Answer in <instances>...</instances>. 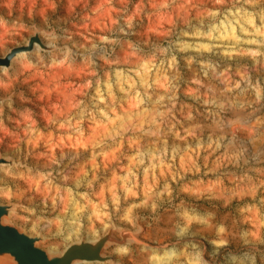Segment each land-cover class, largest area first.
<instances>
[{"label": "rangeland", "instance_id": "1", "mask_svg": "<svg viewBox=\"0 0 264 264\" xmlns=\"http://www.w3.org/2000/svg\"><path fill=\"white\" fill-rule=\"evenodd\" d=\"M15 1L26 28L4 37L0 16V57L37 32L47 48L0 69L21 80L1 114L36 118L0 141L11 223L49 250L142 226L116 264H264V0ZM50 116L68 131L35 146Z\"/></svg>", "mask_w": 264, "mask_h": 264}, {"label": "water", "instance_id": "2", "mask_svg": "<svg viewBox=\"0 0 264 264\" xmlns=\"http://www.w3.org/2000/svg\"><path fill=\"white\" fill-rule=\"evenodd\" d=\"M39 32L28 45L12 49L6 57H0V69H10L14 60L24 53L32 52L36 46L46 49L39 37ZM8 160L0 157V166ZM14 205L0 204V264H81L86 262H111L112 257L105 256L104 251L115 244L138 243L147 245L140 240L139 235L144 231L142 226L137 230L120 229L114 227L103 237L81 239L68 245L62 252L51 254L49 249L42 247L46 239L42 236L28 234L25 230L13 225L12 214ZM120 233L121 239L116 236Z\"/></svg>", "mask_w": 264, "mask_h": 264}, {"label": "bare ground", "instance_id": "3", "mask_svg": "<svg viewBox=\"0 0 264 264\" xmlns=\"http://www.w3.org/2000/svg\"><path fill=\"white\" fill-rule=\"evenodd\" d=\"M16 4H17V1L10 0L8 6H6L4 8L3 7L0 8V16L4 20V22H3L4 27H5L4 29H6L7 27H11L4 34V37H7V38L15 36V35H13L12 30H18V32H20V35H22L24 33L25 28H26L24 16L21 15L18 18L17 17L18 13L15 12V10H14L16 7ZM6 8L8 9L10 15L7 14V12H5ZM248 22L251 23L249 20H248ZM249 25H251V24H249ZM258 32H257V34H258ZM35 49H37V48H35ZM38 49H39V47H38ZM36 55H38L39 57H42L41 51L37 50ZM41 69H43V68H41ZM39 72H40V70H36L32 73L38 74ZM32 73H25L22 77V82H24L27 79H30V82H28V83L32 84V82L35 81L34 78H32V79L30 78ZM19 83L21 84V80L18 78L17 80H15L11 83H6L4 85H1L0 86V92L9 93V94L12 92H16V88H17V85ZM30 100H31V103L26 101L25 96H21V98H20L21 105L19 107L25 108V107H28L29 105L30 106L33 105L32 102L35 101L34 98L31 97ZM72 106H74L73 103H71L70 105H65L63 107L61 106V107L57 108L56 113L60 114L61 116H69L72 112V109H73ZM14 107H15L14 109H16L18 106H14ZM1 113H2V111L0 112V141L4 142V141H9L10 139H14V140H16V142L21 143L22 128L24 127V124H20L19 121L22 119V120L26 121V123L34 122L36 119L35 114L31 111H28L27 113L22 114L20 116L17 111L8 112L9 116L6 119V117H7L6 113L4 111H3V114H1ZM61 121L62 120H57L56 117L50 116V118L48 119V126L43 127L41 124L34 125L32 129H29V134H30L29 142H32V143H34L35 146H38V144L40 142L47 141L52 145V147H54L55 146V140H56V138H54V134H52L49 137L50 140H49L47 134L51 131L53 132L56 129L60 130L61 132H67L68 126H66L65 124L61 123L60 127L59 126L56 127V123L61 122ZM14 125L17 126V129L13 128ZM9 137H11V138H9ZM80 141H81V135H79V136L77 135L75 142L81 143ZM97 239H99V238H94V240H97ZM119 249H122V251H118V253H120L122 256L127 255L128 257H132V253L129 252L126 247L119 248ZM49 251L51 254L62 252V250L59 249L58 247L51 248ZM158 259H159V257H158ZM160 261L161 260H159V262ZM96 263H101V262H86V263H81V264H96Z\"/></svg>", "mask_w": 264, "mask_h": 264}, {"label": "clouds", "instance_id": "4", "mask_svg": "<svg viewBox=\"0 0 264 264\" xmlns=\"http://www.w3.org/2000/svg\"><path fill=\"white\" fill-rule=\"evenodd\" d=\"M117 251H122V249H118Z\"/></svg>", "mask_w": 264, "mask_h": 264}]
</instances>
